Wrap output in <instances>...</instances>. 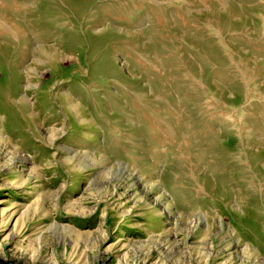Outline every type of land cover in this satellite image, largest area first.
<instances>
[{"label": "rangeland", "instance_id": "1", "mask_svg": "<svg viewBox=\"0 0 264 264\" xmlns=\"http://www.w3.org/2000/svg\"><path fill=\"white\" fill-rule=\"evenodd\" d=\"M0 264H264V0H0Z\"/></svg>", "mask_w": 264, "mask_h": 264}, {"label": "bare ground", "instance_id": "2", "mask_svg": "<svg viewBox=\"0 0 264 264\" xmlns=\"http://www.w3.org/2000/svg\"><path fill=\"white\" fill-rule=\"evenodd\" d=\"M22 33H24V32H22ZM25 34V33H24ZM24 34H23V36H24ZM24 38V37H23ZM41 53V52H40ZM43 54H44V52H42ZM46 52H45V55H44V57L46 58ZM68 59H70V58H68ZM71 60V59H70ZM70 60H68V61H70ZM66 99H67V96H66ZM67 105H71V101H69L68 99H67ZM70 107V106H69ZM70 109H73V110H75V108L74 107H71ZM74 112V111H73ZM20 162H26L25 160H21Z\"/></svg>", "mask_w": 264, "mask_h": 264}]
</instances>
